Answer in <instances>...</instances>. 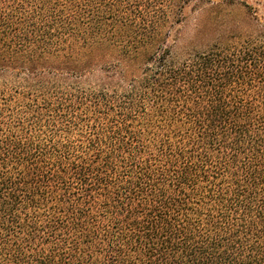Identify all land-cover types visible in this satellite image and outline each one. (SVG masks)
Masks as SVG:
<instances>
[{
    "label": "trees",
    "instance_id": "trees-1",
    "mask_svg": "<svg viewBox=\"0 0 264 264\" xmlns=\"http://www.w3.org/2000/svg\"><path fill=\"white\" fill-rule=\"evenodd\" d=\"M0 264H264V13L0 0Z\"/></svg>",
    "mask_w": 264,
    "mask_h": 264
},
{
    "label": "rangeland",
    "instance_id": "rangeland-1",
    "mask_svg": "<svg viewBox=\"0 0 264 264\" xmlns=\"http://www.w3.org/2000/svg\"><path fill=\"white\" fill-rule=\"evenodd\" d=\"M239 1H246L257 7L260 13H264V0ZM217 8L203 5L201 8L193 9L192 3L186 5L183 11L184 20L180 24L181 40L179 43L191 44L194 39L199 37L197 44H203L225 34V29L229 25L227 17L230 16L231 9L226 8L218 11ZM233 11L237 20L242 23L243 18L246 17L244 9L235 7Z\"/></svg>",
    "mask_w": 264,
    "mask_h": 264
}]
</instances>
